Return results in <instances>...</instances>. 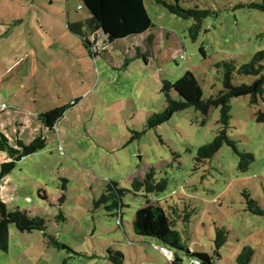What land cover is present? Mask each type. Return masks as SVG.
Wrapping results in <instances>:
<instances>
[{"label":"rangeland","instance_id":"374dc122","mask_svg":"<svg viewBox=\"0 0 264 264\" xmlns=\"http://www.w3.org/2000/svg\"><path fill=\"white\" fill-rule=\"evenodd\" d=\"M261 1L182 0L183 8L211 12L193 40L192 19L144 0L151 30L109 42L101 31L83 28L82 37L68 29L90 18L79 0H0V134L15 149L17 140H45L0 178V204L42 220L44 229L10 225L0 264H111L108 251L122 253L123 264H169L159 240L132 231L143 198L126 193L121 216L96 205L110 184L130 192L151 169L157 181L166 180L164 207L190 216L176 228L185 246L214 256L215 230L223 228L228 238L215 264H236L245 248L254 252L250 264H264V217L251 214L242 195L264 209V122L257 120L264 94L257 105L249 97L230 101L226 135L240 153L253 155L243 172L227 144L197 162L198 149L222 128L217 108L203 116L190 107L148 127L166 106L163 81L174 84L190 73L206 100L222 90L218 65L233 62L238 70L264 52V12L247 8ZM254 80L232 76L234 85ZM63 106L71 107L52 129L38 120ZM7 161L0 151V165Z\"/></svg>","mask_w":264,"mask_h":264},{"label":"trees","instance_id":"16d2710c","mask_svg":"<svg viewBox=\"0 0 264 264\" xmlns=\"http://www.w3.org/2000/svg\"><path fill=\"white\" fill-rule=\"evenodd\" d=\"M82 6L90 14L89 20L82 24H68V29L79 36L83 35V28L94 34L101 31L106 36L109 42L121 40L130 36H139L152 28L151 20L145 9L144 0H79ZM182 0H173V3L168 0H156V3L164 7L167 12L183 20L192 19L194 24L189 29L190 36L193 40L201 28L202 20L211 14L208 10H200L197 8H183L180 6ZM244 7V6H242ZM248 9H255L264 12V0L260 3H250ZM87 41V39L85 38ZM264 60V52H259L254 55L250 62L235 69L233 62L221 63L224 68L222 79V90L215 97L203 100L201 89L195 78L187 73L185 76L178 79L174 84L166 81L162 82V92L165 96L166 106L161 113L154 115L148 123L149 128H155L167 122L174 113L183 111L192 107L199 111L203 116H206L211 109H219L220 124L222 128L213 141L198 149L197 162L201 163L211 159L219 149L227 144L241 161L239 169L243 172L247 169L250 162L253 161L251 153H240L234 141L230 140L226 135V128L230 118V101L232 99L249 97L250 105H257L259 98L264 94V66L260 62ZM234 71L239 76L255 77V80L250 85L241 84L234 85L232 76ZM174 91L178 100L171 97L170 92ZM71 106H63L55 108L47 113L38 116L41 124L52 129L55 123L61 119L66 109ZM258 122H264V114H259ZM8 140L0 134V151L7 154V162L0 165V178L8 175L15 164L21 159L41 151L45 147V140L39 136L33 139L28 145L17 140V148L10 147ZM166 190V180L155 179L154 171L151 169L144 178L134 179L131 183V191L119 189L117 184H110L107 192L102 194L96 205H104L108 212L115 211V215L121 216V209L124 206L122 197L126 193H131L133 196H140L144 200L142 207L134 213L132 221V231L138 237L154 238L159 240L164 247L172 250V259L169 264H181L182 260L177 255V252L186 254L188 257L196 260L199 264H215L214 256L219 257V251L225 246L228 238L225 229L216 228L215 239L213 241V255L205 252H196L185 246L180 233L177 231V226L180 222L188 224L189 214L183 216V213L177 214L176 207L166 205V200H161V194ZM247 210L257 216L264 217V209L258 203L251 199L246 191L242 193ZM109 204V205H107ZM14 225L19 231L31 232L34 230L41 231L44 229L43 221L34 219L28 216L25 212L8 211L0 204V250L6 251L8 240V228ZM57 245V244H55ZM60 248L72 252L64 245L60 244ZM73 253V252H72ZM172 253V252H171ZM251 248H245L238 256L236 264H250L253 256ZM106 260L111 264H123V255L120 252H107Z\"/></svg>","mask_w":264,"mask_h":264},{"label":"built area","instance_id":"2783aa9c","mask_svg":"<svg viewBox=\"0 0 264 264\" xmlns=\"http://www.w3.org/2000/svg\"><path fill=\"white\" fill-rule=\"evenodd\" d=\"M182 57V56H181ZM5 106L4 105H2V108H4ZM161 253H162V255L164 256V257H166L168 260H170L171 259V252L170 251H168L167 249H165V248H159L158 249ZM193 264H199L196 260H193Z\"/></svg>","mask_w":264,"mask_h":264},{"label":"clouds","instance_id":"9594fccd","mask_svg":"<svg viewBox=\"0 0 264 264\" xmlns=\"http://www.w3.org/2000/svg\"><path fill=\"white\" fill-rule=\"evenodd\" d=\"M160 248H163V247H160ZM168 250V249H167ZM168 251H170V250H168ZM171 252V251H170ZM171 256H172V253H171ZM172 259V258H171ZM169 262H170V260H169Z\"/></svg>","mask_w":264,"mask_h":264}]
</instances>
